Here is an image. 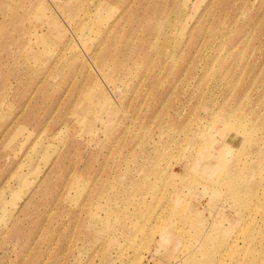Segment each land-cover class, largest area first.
Wrapping results in <instances>:
<instances>
[{"label": "rangeland", "instance_id": "obj_1", "mask_svg": "<svg viewBox=\"0 0 264 264\" xmlns=\"http://www.w3.org/2000/svg\"><path fill=\"white\" fill-rule=\"evenodd\" d=\"M138 257L264 264V0H0V264Z\"/></svg>", "mask_w": 264, "mask_h": 264}, {"label": "bare ground", "instance_id": "obj_2", "mask_svg": "<svg viewBox=\"0 0 264 264\" xmlns=\"http://www.w3.org/2000/svg\"><path fill=\"white\" fill-rule=\"evenodd\" d=\"M41 34H38V36H40ZM201 232V231H200ZM188 249V248H187ZM237 250V246H236V248H234L233 249V251L231 252V254H228L229 255V258H231V256L235 253V251ZM195 252H197V249H195V250H192V251H188L186 254H185V256H184V258H194V253ZM191 259V260H192ZM140 262V259H139V257L134 261V263L133 264H140L139 263ZM197 262H199V261H197ZM228 263V261L226 262V264ZM203 264V263H202Z\"/></svg>", "mask_w": 264, "mask_h": 264}]
</instances>
